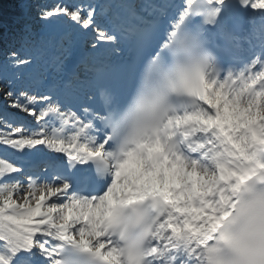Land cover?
Wrapping results in <instances>:
<instances>
[{
    "label": "snow or ice",
    "instance_id": "1",
    "mask_svg": "<svg viewBox=\"0 0 264 264\" xmlns=\"http://www.w3.org/2000/svg\"><path fill=\"white\" fill-rule=\"evenodd\" d=\"M40 19L65 50L133 55L105 63L118 90L0 63L22 116L0 111V264H264V0H59Z\"/></svg>",
    "mask_w": 264,
    "mask_h": 264
}]
</instances>
